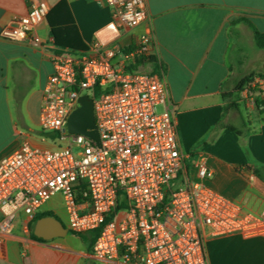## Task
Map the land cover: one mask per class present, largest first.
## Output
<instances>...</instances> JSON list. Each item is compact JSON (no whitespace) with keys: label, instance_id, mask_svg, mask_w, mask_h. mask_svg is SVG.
<instances>
[{"label":"built area","instance_id":"1","mask_svg":"<svg viewBox=\"0 0 264 264\" xmlns=\"http://www.w3.org/2000/svg\"><path fill=\"white\" fill-rule=\"evenodd\" d=\"M97 1L111 11L110 32L136 28L148 19L145 0ZM27 5V14L12 19L0 37L42 48L36 28L49 7L44 0H27ZM54 47L39 130L64 146L46 150L22 143L0 161V254L18 216L32 221L55 197L61 200L68 232L100 230L93 255L109 262L208 264V236H264V215L243 213L204 185L211 173L202 159L192 180L162 72L134 69L154 47L149 24L127 53L118 45H97L89 52ZM245 92L249 95V89ZM81 96L93 102L98 145L67 131ZM248 103L254 105L250 98ZM121 201L124 208H118ZM28 232L25 224L23 234Z\"/></svg>","mask_w":264,"mask_h":264},{"label":"crops","instance_id":"2","mask_svg":"<svg viewBox=\"0 0 264 264\" xmlns=\"http://www.w3.org/2000/svg\"><path fill=\"white\" fill-rule=\"evenodd\" d=\"M44 1L49 13L36 28L42 48L0 37V161L22 143L54 150V140L46 143L49 139L39 130L42 90L57 51L50 42L53 36L59 44L85 52L97 45L127 49L134 48L149 24L154 47L134 69L162 72L174 107L179 148L188 157L192 180H197L195 166L202 159L211 173L206 187L243 213L264 215V116L248 103L249 98L264 99V51L255 47L243 23H235L243 19L264 32V0H145L147 21L117 33L106 29L111 11L101 1ZM27 11V0H0V33ZM251 74L249 95L245 88L237 95L238 109L222 117L228 101L223 96ZM34 134L38 139H32ZM48 202L34 218L48 214L66 234L47 242L34 239L33 220L19 215L0 264H124L96 258L94 243L68 232L65 212ZM25 224L28 235L23 234ZM205 249L208 264H264L263 235L208 236Z\"/></svg>","mask_w":264,"mask_h":264},{"label":"water","instance_id":"3","mask_svg":"<svg viewBox=\"0 0 264 264\" xmlns=\"http://www.w3.org/2000/svg\"><path fill=\"white\" fill-rule=\"evenodd\" d=\"M79 107L74 110L67 120V131L70 134H79L99 144V137L94 122L93 102L87 96L78 99ZM66 234V229L55 218L39 219L33 228V236L42 241H50Z\"/></svg>","mask_w":264,"mask_h":264},{"label":"trees","instance_id":"4","mask_svg":"<svg viewBox=\"0 0 264 264\" xmlns=\"http://www.w3.org/2000/svg\"><path fill=\"white\" fill-rule=\"evenodd\" d=\"M235 23H243L252 33V37H253V42H254V45L257 49L259 50H262L264 51V32H258L248 21L246 20H239V21H236ZM53 40H54V44L59 47V48H67L71 51H74V52H85L84 50H80V49H75L73 47H66V46H63L61 44H59L56 40V38L53 36L52 37ZM133 48L132 47H129L127 49H124V52H130L132 51ZM143 61V60H141ZM141 61H138L136 63H139ZM254 79V75L251 74L245 78H243L237 85L236 87L234 88L233 92L231 94H227V95H224L223 97L228 99L224 109H223V113H222V117H223V114L229 110H237L238 109V100H237V95L242 93V91L245 89V88H248L249 89V85L252 83ZM263 80H264V77H263ZM253 91V90H252ZM99 92V91H97ZM234 96V97H233ZM254 106L257 110V112L260 114V115H263L264 116V99H256L255 102H254ZM221 122V120H220ZM236 134L239 135V133H237L236 131H234ZM42 136H44L45 138L49 139V140H54V135L53 134H42ZM125 207V203L123 201L120 202V205L118 208H124ZM49 215L48 214H41V215H38L36 216L31 225H30V228L31 230L33 229V226L34 224L39 220V219H42V218H45V217H48ZM100 230L97 229V230H93L91 232H88L82 236H85L87 240H89L91 243H94L98 234H99ZM34 239H36L34 236H32Z\"/></svg>","mask_w":264,"mask_h":264},{"label":"rangeland","instance_id":"5","mask_svg":"<svg viewBox=\"0 0 264 264\" xmlns=\"http://www.w3.org/2000/svg\"><path fill=\"white\" fill-rule=\"evenodd\" d=\"M161 110H162L161 107H159L157 109V112L160 113ZM31 137H32V139H38V138H36L35 134L34 135H31ZM46 143L52 144L50 142V140H47ZM62 146H64V143H61V142H58V141H55L54 140V150L57 149V148H59V147H62ZM48 204L50 205V207L54 208V210H61V209H63L62 204H61V200H60V198L58 199V197H55V198L51 199L48 202ZM63 211H64V209H63Z\"/></svg>","mask_w":264,"mask_h":264}]
</instances>
